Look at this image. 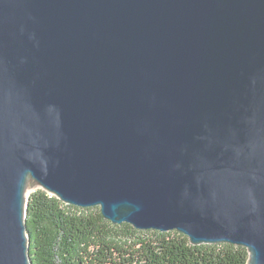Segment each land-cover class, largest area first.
Instances as JSON below:
<instances>
[{
    "label": "water",
    "instance_id": "water-1",
    "mask_svg": "<svg viewBox=\"0 0 264 264\" xmlns=\"http://www.w3.org/2000/svg\"><path fill=\"white\" fill-rule=\"evenodd\" d=\"M31 188L264 264V0H0V264Z\"/></svg>",
    "mask_w": 264,
    "mask_h": 264
},
{
    "label": "trees",
    "instance_id": "trees-1",
    "mask_svg": "<svg viewBox=\"0 0 264 264\" xmlns=\"http://www.w3.org/2000/svg\"><path fill=\"white\" fill-rule=\"evenodd\" d=\"M32 264H247L244 247L191 245L176 231L112 224L98 207L66 205L41 189L27 196Z\"/></svg>",
    "mask_w": 264,
    "mask_h": 264
},
{
    "label": "rangeland",
    "instance_id": "rangeland-1",
    "mask_svg": "<svg viewBox=\"0 0 264 264\" xmlns=\"http://www.w3.org/2000/svg\"><path fill=\"white\" fill-rule=\"evenodd\" d=\"M35 190L34 188H31L28 192H27V196L33 191Z\"/></svg>",
    "mask_w": 264,
    "mask_h": 264
}]
</instances>
